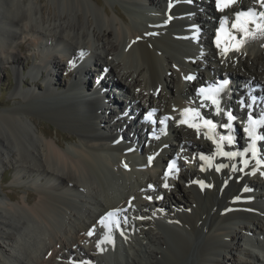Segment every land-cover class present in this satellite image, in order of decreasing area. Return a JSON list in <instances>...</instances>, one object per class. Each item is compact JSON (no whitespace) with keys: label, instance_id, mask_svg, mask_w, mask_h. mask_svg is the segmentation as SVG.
I'll use <instances>...</instances> for the list:
<instances>
[{"label":"bare ground","instance_id":"1","mask_svg":"<svg viewBox=\"0 0 264 264\" xmlns=\"http://www.w3.org/2000/svg\"><path fill=\"white\" fill-rule=\"evenodd\" d=\"M105 1L110 4V0ZM112 1L122 3L123 13L114 7L109 12L98 0H0V63L10 62L15 70L21 69V42L29 37V44L36 47L38 54L28 73L33 80L44 76L46 85L41 90L37 84L24 88L16 74L13 94L19 97L17 106L0 110V168L8 166L16 182L23 180L33 189L20 201L9 194L0 195L2 259L9 264H78L81 260L91 264H221L222 251L228 250L234 264L264 263V258L256 259L254 252L237 241L256 239L259 245L264 244V238L258 239L264 235V208L254 207L250 200L255 193L264 195V168L245 167L242 156L229 159L217 155L210 162L201 160V153L212 156L216 151V145L204 135L207 130L202 128L198 136L195 129L176 123L180 110L191 107L189 103L201 107L193 93L197 81L203 79L201 68L214 76H228L232 87L248 79L254 80L251 86H264V39L250 40L240 51L221 57L215 45L216 32L206 26L202 30L204 38L197 40H202L208 51L198 48L193 54L187 42L194 35L181 29L177 21L178 11L183 9L178 0H172L171 8L167 6L169 0ZM252 2L255 0H238L223 13L216 10L215 0H204L202 7L214 19L227 16L231 21L236 11L253 6ZM254 7L259 10L260 6ZM169 9L172 22L167 19ZM80 49L86 53L87 61H76ZM57 58L66 63L68 73L78 71L77 81L73 78L70 88L59 91L52 89L57 85L54 74L62 64ZM90 70L95 79L98 71L102 74L98 89L109 87L113 92V79L122 83L130 101L119 113L106 115L109 108L113 110L111 106L103 107L109 98L107 92L102 102L99 98L103 95L88 98L89 82L85 90L81 77L84 79ZM191 73L197 74L196 79L185 80ZM109 74L112 78L106 79ZM106 80L108 85H104ZM38 97L48 98L41 104L44 109L39 106L41 112L67 127L70 134H56L53 139L37 130L29 110ZM71 97L78 99L72 102ZM131 102L135 108L143 109L141 118L143 112L153 109L160 119L173 117L167 122L175 141L168 143L166 133L158 130L163 139H151L142 151L153 156L154 164L177 157L180 167L173 190H162L157 182L165 181L164 173L155 168L142 165L140 171H126L121 165V156L129 158L126 149L137 148L139 143L136 129H131L136 122ZM233 106L234 112L241 110ZM209 109L211 112L201 113L217 123L218 135H228L229 130L225 132L220 126L227 122L225 116H216L214 106ZM63 141L71 143L64 147ZM163 143H168L167 149L160 151ZM223 147L233 151L236 145L225 142ZM115 151L120 154L112 157ZM240 152L246 157L243 159L254 162L245 149ZM219 164L229 167L216 171ZM193 181H203L205 186ZM149 183H156L158 193H164V199L156 203L160 211L167 209L168 200H175L173 209L166 211L169 219L161 217L170 220L168 224L156 218L135 222V217L144 215L141 194ZM246 186L254 192L244 193L242 188ZM117 208L126 210L120 213L121 224L128 225L134 233L114 244L100 241L98 247V242L93 241L98 238L87 232L94 224L95 231L99 230V218ZM227 240L244 258L231 252L233 248ZM0 264L7 263L0 260Z\"/></svg>","mask_w":264,"mask_h":264},{"label":"snow or ice","instance_id":"2","mask_svg":"<svg viewBox=\"0 0 264 264\" xmlns=\"http://www.w3.org/2000/svg\"><path fill=\"white\" fill-rule=\"evenodd\" d=\"M191 2L192 0H189V3ZM235 3H237V0H215L216 10L223 13L225 10L231 9V7ZM255 3L260 6L259 10H257V8L255 7H252V8L242 9L234 13L235 19L231 22V30L225 27V24L228 22V17L222 16L220 18V27L216 30V34H215V45L216 48L219 49V54L221 57H226L229 52L240 51L241 48L250 40L264 39V0H255ZM171 6H172L171 3H169V8H171ZM169 19H171V16H169ZM165 22L167 23V21ZM148 35H152V33H148ZM137 39H139V37ZM81 55H83V53H81ZM69 64L72 65L73 62L69 61ZM184 79L191 81L195 79V77L192 75H188L185 76ZM228 83L229 82L227 80H222L219 83V86L209 87L208 89H205L203 87L197 89V94L201 98L200 100L201 107H207L206 102H210L211 105L214 106L216 116H221V115L226 116L227 122L222 123L220 126L224 129L229 130L228 135H218L216 133L217 123H215L213 119L206 118V116L201 113L200 107L198 108L185 107L181 109L180 119L176 121L177 124L186 125L189 128L195 129L198 136L200 135V130L202 128L207 130L204 133V135L208 140H211L216 145V151L215 153H213L212 156H206L203 153H201L200 155L201 160H207L210 162L217 155L227 157L229 159H234L237 156L244 155V153L239 151H225L223 147L225 142L228 145H233L236 142V137L231 133L233 129V121L236 120L237 117L233 114L231 110L225 111L221 107V99L219 97V94L225 90ZM238 106L251 108L253 105L246 104V102L243 99H241L239 101ZM155 111L156 110L153 109L152 111L148 112L145 118L148 120H152ZM171 119H173V117L164 116L160 120V124L163 125ZM262 124H264V118L254 119V114L248 113L247 127H244L243 131L247 133L250 142L248 143V146L245 149V153L250 151L253 158H256L258 155L257 147H256L257 140H264V136H259L256 134V128ZM152 161H153V156H149L148 163L151 164ZM256 162L257 164H260L261 160L257 159ZM241 163L245 167H247L249 164V160L242 159ZM125 167H127V164H125ZM227 167H229V165L219 164L215 166V170L220 171L222 168H227ZM232 167L235 168V165H232ZM201 170H203V166ZM173 171H178L177 163L175 159L167 163V168L164 171V180H165V183L163 184L164 188L169 187L167 183V178ZM240 171H243V168H241ZM193 182L199 184L202 188L205 186L203 181H193ZM208 186L211 187V185ZM148 187L154 188L153 185H149ZM162 198L163 197H157V199H162ZM146 199L151 201L153 197L147 196ZM236 199H239V197H237ZM129 206H131V201H129ZM123 211L126 210L120 208L109 210L99 218L97 223L101 225L104 229H106L107 233H111L113 228H117V229L120 228L121 221L119 214ZM139 219H143V217H139ZM124 222L127 223V217H124ZM95 228L96 225L94 224L92 228L88 230L87 235L92 236L95 232ZM121 235H123L122 232ZM106 239L111 241V236L106 235ZM99 243L100 242H98L97 245L98 247H99ZM100 251H103V248H100ZM73 264H77V262L74 261ZM78 264H91V261L85 262L81 260L78 262Z\"/></svg>","mask_w":264,"mask_h":264},{"label":"rangeland","instance_id":"3","mask_svg":"<svg viewBox=\"0 0 264 264\" xmlns=\"http://www.w3.org/2000/svg\"><path fill=\"white\" fill-rule=\"evenodd\" d=\"M47 2V0H44ZM99 3L104 6L105 8H107V10L109 12H112V10L115 8L117 9L118 12L123 13L124 8L122 3L120 2H113L112 0H110V4H107L105 0H98ZM156 1V0H155ZM114 7V8H113ZM198 16L200 19L205 20V22L210 23L209 29L213 28V21L210 12H204L203 10H198ZM200 33V32H199ZM204 33V34H203ZM200 33V38H203L204 35L206 34L205 32ZM198 37V36H197ZM29 43H31V38H27L24 39L21 42V45L23 46L22 50H21V61H22V65H21V69H25L26 71L29 70V68L32 66L33 64V59L34 57H37V50L36 47L33 45H30ZM28 49V50H27ZM29 51V52H28ZM207 49L203 48L202 52L207 53L206 52ZM61 64V67L59 69V71L57 73L54 74V78L56 79L55 84H57L56 86H53V90H62L64 88H66L68 86V84L70 83V81H72L73 78H78L77 75H75L76 73H73L70 70V73H68L67 68H65L66 63H64V61L62 62L59 58H57ZM197 63L200 61L199 59H196ZM89 68V67H88ZM98 71V70H97ZM17 72V73H16ZM100 72V71H98ZM53 73V71H52ZM18 74L20 76V69L15 70L12 66L10 62H1L0 63V110H7L9 108H13L15 106H17V102L16 100L19 98L17 95L13 94V88L15 86V75ZM69 74V75H68ZM89 74V73H88ZM32 76V74H30ZM74 75V76H72ZM95 74L91 75L89 77V82L92 84L94 81V76ZM30 76V77H31ZM109 76L111 77V74H109ZM21 81H23V85L24 88H31L34 84H37L39 90L44 89L43 85L40 84L41 80L40 79H35L32 78V80H29L28 78L26 79L27 81L25 82V71H23V76L21 77ZM112 78V77H111ZM37 80V81H36ZM96 80V79H95ZM114 80V79H113ZM77 81V79H76ZM88 81L84 80L82 86L85 89L86 83ZM45 84V82H43ZM119 83L117 79H115V84ZM109 84V83H108ZM106 83H104V85H108ZM121 82L117 85H119L121 87ZM71 85V84H70ZM57 87V88H56ZM91 88V87H90ZM122 88V87H121ZM87 89V90H86ZM85 90L89 91L88 88V84H87V88ZM114 91V90H113ZM108 94L111 93L109 91V89L107 91ZM127 98V100L130 101L129 96H127L126 94H123V98ZM116 99H118V97H116ZM34 106L30 108V114L32 117V120L35 122L36 124V128L39 132L42 131V133H48L49 137L55 139L56 138V134L59 136L62 133H69L70 134V130L65 127L64 125H61L60 123L56 122L54 119H52L49 115H47L41 109V107H43L44 102H48V98L46 97H38V98H34ZM73 102V101H72ZM47 104V103H46ZM131 104L133 105V103L131 102ZM111 105V104H110ZM41 106V107H39ZM135 106V105H133ZM126 106H124L125 108ZM135 108V107H134ZM38 109V110H37ZM44 109V107H43ZM92 109V108H90ZM113 113H116L115 111L111 110V108L108 109L107 111V116L108 115H112ZM101 115V114H100ZM25 117V116H24ZM27 117V116H26ZM50 117V118H49ZM102 119H106V117H103V115H101ZM104 122V121H103ZM174 139H171L170 142H173ZM71 142H64L63 141V145L64 147H66L67 145H69ZM175 155V152H173ZM8 166H4L2 168H0V181L2 180V182H0V195L1 196H6V194L11 195L14 199L16 198V200L20 201L22 200V198L24 196L27 195V193L31 192L33 189L29 188L32 187L28 184L23 183V180H17V182L15 181V175L11 170H7ZM6 169V170H5ZM5 170V171H4ZM15 183H18V185H16ZM20 184V185H19ZM20 188V189H19ZM21 197V198H20ZM172 201V202H171ZM167 201V209H163L164 212L168 211V209H173L172 207V203H174V199H171ZM264 224V223H263ZM253 226L250 227V229ZM143 241L144 244H146L144 241V239H141ZM240 240V241H239ZM238 243H244V241L242 239H238L237 240ZM1 242V240H0ZM227 242L230 244L231 242H229V240H227ZM4 245V243L2 244ZM5 246V245H4ZM232 251L234 252L236 255H238L239 257H243L245 255H243V253H239L237 250H235L236 245H234V243L230 244ZM222 255L223 259H220L221 264H234L233 261L230 258V252L227 250V252L222 251ZM262 259L264 258L261 255ZM0 260L3 263H7L4 259H2L1 255H0ZM264 260V259H263Z\"/></svg>","mask_w":264,"mask_h":264}]
</instances>
